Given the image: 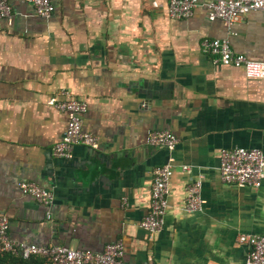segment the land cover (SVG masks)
<instances>
[{
  "label": "crops",
  "instance_id": "0c3cea01",
  "mask_svg": "<svg viewBox=\"0 0 264 264\" xmlns=\"http://www.w3.org/2000/svg\"><path fill=\"white\" fill-rule=\"evenodd\" d=\"M48 18L10 0L0 20V216L18 243L102 253L121 241L125 264H245L240 235H264V183L239 188L221 180L220 158L234 148L264 151V80L216 63L205 39L264 62V12L231 28L211 21L201 0L191 18L172 19L170 0H53ZM73 97L88 105L85 131L97 150L53 148L68 115L48 105ZM171 131L174 151L148 145ZM173 159L165 223L150 235L154 170ZM187 166L190 172L184 171ZM200 180L203 210L185 211ZM50 191V206L20 189Z\"/></svg>",
  "mask_w": 264,
  "mask_h": 264
},
{
  "label": "built area",
  "instance_id": "2783aa9c",
  "mask_svg": "<svg viewBox=\"0 0 264 264\" xmlns=\"http://www.w3.org/2000/svg\"><path fill=\"white\" fill-rule=\"evenodd\" d=\"M32 5L38 16L48 18L55 12L53 0H20ZM201 0H170L168 13L170 18L185 20L193 16ZM211 21L221 20L226 27L231 28L248 14L255 11L264 12V0H205ZM13 16L10 0H0V20L11 21ZM203 48L213 56L216 63L227 67L242 69L246 76L252 79L264 80V62L253 61L245 55L233 51L228 40L205 39ZM48 105L68 115V125L63 139L54 146L53 155L58 159L69 160L74 147L85 146L93 150L99 148L98 138L85 131L83 117L88 111V105L73 97L66 100L50 98ZM148 145L153 148H164L169 152L175 150L178 137L171 131H152L148 135ZM173 159L154 170L151 189L150 211L141 223V227L150 235L161 231L165 223L170 195V181L173 169ZM184 171L190 172L184 166ZM221 180L225 184L239 188H260L264 183V151L260 149L234 148L224 150L220 158ZM22 192L38 203L50 206L53 194L41 188L36 183L23 182ZM205 204L202 198V182L191 183L187 188L185 211L195 213L203 210ZM10 220L0 216V253L21 255L25 259L33 256L48 258L52 264H125L122 260L124 246L121 241L107 245L102 253L73 250L66 246L50 245L35 246L18 243L9 235ZM239 242L247 245L249 252L245 264H264V235H240Z\"/></svg>",
  "mask_w": 264,
  "mask_h": 264
},
{
  "label": "trees",
  "instance_id": "16d2710c",
  "mask_svg": "<svg viewBox=\"0 0 264 264\" xmlns=\"http://www.w3.org/2000/svg\"><path fill=\"white\" fill-rule=\"evenodd\" d=\"M0 264H52V262L48 258L41 256L25 259L21 255L0 253Z\"/></svg>",
  "mask_w": 264,
  "mask_h": 264
}]
</instances>
